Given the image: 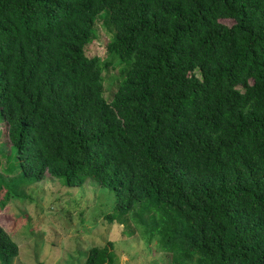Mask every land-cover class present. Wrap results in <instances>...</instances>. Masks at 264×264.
<instances>
[{
  "label": "trees",
  "instance_id": "1",
  "mask_svg": "<svg viewBox=\"0 0 264 264\" xmlns=\"http://www.w3.org/2000/svg\"><path fill=\"white\" fill-rule=\"evenodd\" d=\"M0 119L28 179L13 197L90 179L114 195L108 223L170 264H264V0H0ZM17 253L0 225V264ZM83 264H116L112 242Z\"/></svg>",
  "mask_w": 264,
  "mask_h": 264
},
{
  "label": "rangeland",
  "instance_id": "2",
  "mask_svg": "<svg viewBox=\"0 0 264 264\" xmlns=\"http://www.w3.org/2000/svg\"><path fill=\"white\" fill-rule=\"evenodd\" d=\"M104 20L103 15L98 16L91 41L84 47L89 57L105 56L109 34ZM221 21L231 23L229 19ZM101 76L103 96L109 101L117 71L109 67ZM8 146L6 125L0 119V175L4 176L3 184H8V192L4 188L0 193V199H6L0 203V225L18 246L10 264H83L87 250L107 240L114 246L116 264H170L169 254L158 250L153 240L147 243L137 232L126 236L121 224L108 223L102 215L111 211L114 195L94 186L90 179L79 187H65L60 179L45 175L40 181L23 182L28 184L16 189L23 197H13L15 179H28L14 174V164L4 150ZM132 227L130 224L126 229Z\"/></svg>",
  "mask_w": 264,
  "mask_h": 264
}]
</instances>
